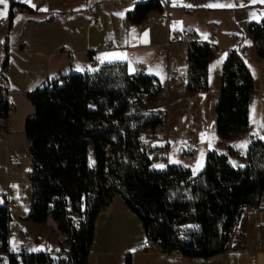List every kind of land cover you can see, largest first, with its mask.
<instances>
[{
  "label": "trees",
  "instance_id": "obj_1",
  "mask_svg": "<svg viewBox=\"0 0 264 264\" xmlns=\"http://www.w3.org/2000/svg\"><path fill=\"white\" fill-rule=\"evenodd\" d=\"M166 4L165 0L138 1L125 18L139 24L150 10L161 11ZM22 12L32 10L11 0L9 15ZM57 15L52 12L45 20ZM249 31L261 42L256 53L264 58V17L250 22ZM8 48L6 37L0 42V51L4 50L0 76L5 79ZM212 51L209 42L189 40L186 91L208 89ZM153 79L144 72L128 71L125 62H106L93 70L47 80L23 93L34 106V113L24 122L33 155L27 173L31 197L24 219L44 223L52 218L64 237L56 254L21 253L10 256V264H88L94 220L113 194L121 197L142 222L146 236L161 248L178 246L180 254L192 258H209L224 250L241 208L257 204L264 194V138L249 141L243 166L229 161V150H209L196 174L181 164L152 168L148 154L141 150V132L147 128L152 132L164 122L148 109L155 99L148 90ZM220 79L215 128L227 139L234 131L245 130L248 122L253 78L241 52L230 51ZM142 91L148 93L146 102L139 97ZM11 108L0 84V129L5 128ZM105 144H109L108 151ZM82 197L85 206L79 210L75 205ZM10 220L7 203L0 204V251L8 241Z\"/></svg>",
  "mask_w": 264,
  "mask_h": 264
},
{
  "label": "crops",
  "instance_id": "obj_2",
  "mask_svg": "<svg viewBox=\"0 0 264 264\" xmlns=\"http://www.w3.org/2000/svg\"><path fill=\"white\" fill-rule=\"evenodd\" d=\"M10 1L0 3V12L5 13L0 18L7 17V21L0 25V42L7 37L9 43L6 76L8 99L12 103L5 128L0 129V175L5 172L10 175L13 169L10 168L17 167L22 161L23 172L27 177L32 166L30 160L21 157L28 143L24 122L34 113V106L23 93L47 80L70 72L93 70L106 62H125L130 72H137L142 67L144 73L154 76L161 84L167 81L170 72H176L181 83L176 84L170 92L173 98H155L149 103L148 109L162 111L161 107H153V104L160 101L161 105H166L163 110L166 109L167 114L170 100L175 104L179 100L197 98L191 105L190 112L198 117L199 101L208 96L210 103H214L215 119L223 64L230 50L241 52L253 78V89L248 95L247 126L245 130L234 131L227 139L218 136L214 140L221 150L230 151L233 159L229 156L228 159L232 164L235 162L236 165L243 166L246 163L247 146L243 147L242 152L237 146L244 139L248 145L251 139L264 138V58L258 57L257 42L249 31L250 22L264 17V2L261 0H165L167 4L163 10L167 12V27L161 26L157 21H143L139 24L127 22L125 12L142 0H39L34 5H28L26 0H14L32 10L31 13L22 12L15 16L8 13ZM152 11L160 12H149ZM52 12L58 15L45 20ZM195 22L198 23L195 28L196 39L213 44V51L208 59V89L203 92H188L184 87L190 39L170 44L162 54L157 53L158 47L174 30L192 27ZM212 23L214 27L211 26ZM237 36L240 40L235 39ZM23 46L28 47L31 54L28 55ZM3 54L4 50H1L0 55ZM90 58L93 60L92 65L88 62ZM70 59L73 60L72 66L69 65ZM1 78L2 76L0 84L3 83ZM256 115H259L257 120ZM191 133L194 131L185 135L186 141ZM175 139L173 137L172 140ZM173 141L168 137L164 142L165 148L162 149L168 152L167 148ZM209 150H214L211 143L208 144ZM91 159L90 151L89 160ZM167 159L168 164L184 166L181 161H172L168 154ZM8 200L17 203L11 197L9 189L6 193H1L0 204L7 203ZM29 204L30 201L24 213L16 216L14 213L11 216L8 229L10 237L18 230H25L31 235L44 231L46 235L45 228L36 229L32 221L23 219ZM106 204L108 210L100 211L94 220L87 255L88 264H127L124 256L128 258V264H264V194L257 204L241 208L238 226L229 236V244L224 245L223 251L209 258L167 255L160 248L146 247L144 241L150 238L146 236L140 219L126 207L121 197L113 194ZM252 207L263 211V226L260 228L254 226L257 215L251 212ZM44 223L38 225L42 227ZM54 223L61 235L59 239H62L64 234L58 231L56 222ZM257 232L262 240L260 249L254 248ZM33 238V252H43L47 242L38 241L37 236Z\"/></svg>",
  "mask_w": 264,
  "mask_h": 264
},
{
  "label": "rangeland",
  "instance_id": "obj_3",
  "mask_svg": "<svg viewBox=\"0 0 264 264\" xmlns=\"http://www.w3.org/2000/svg\"><path fill=\"white\" fill-rule=\"evenodd\" d=\"M2 55H0V60ZM173 95L170 93L169 99L173 98ZM197 98H188L185 100H179L175 104L170 100L167 110V121L162 124L157 125L152 132H141V140H146L150 145L151 150L148 152L150 158L151 167L154 169H163L165 165L159 162L158 151L164 147L165 140L173 137L176 139L170 143L168 149V158L172 161L180 163L189 168L193 174L198 173L204 166L206 161V153L208 151V144H212V148L218 152H227L221 150V147L218 146L214 138H218V134L215 129V119L213 116L214 113V103H210L208 96L206 98L200 99V113L199 116H194L190 112L191 105L196 101ZM162 102L153 104V107H161L162 111L166 108V105H161ZM150 106V105H149ZM192 114V115H191ZM259 119V115H256V119ZM191 130L194 131L195 142L193 145H189L186 141L185 135H187ZM244 139L242 143H245ZM237 149L242 152L243 147L237 146ZM230 159H233L228 153ZM199 161V167H198ZM237 163L234 162V165ZM13 168V169H12ZM194 171L195 169H197ZM12 169V170H11ZM24 167L22 166V161L17 167L10 168V175H7L6 172L0 175V195L1 193H6L7 189L10 190L11 197L15 199L18 203V209L15 212L14 216L19 213H24L27 208L26 205L30 201V192H31V183L27 179L26 175L23 172ZM26 207V208H25ZM12 217L15 220V217ZM25 215L23 216L24 219ZM17 223V222H15ZM34 223V222H33ZM36 229L45 228L46 235L44 231L39 233H33V236L38 237V241L47 242L50 244L52 241H59L61 235L58 234L55 223L52 218H48L47 222L41 227L38 223H34ZM12 223H10V228Z\"/></svg>",
  "mask_w": 264,
  "mask_h": 264
},
{
  "label": "built area",
  "instance_id": "obj_4",
  "mask_svg": "<svg viewBox=\"0 0 264 264\" xmlns=\"http://www.w3.org/2000/svg\"><path fill=\"white\" fill-rule=\"evenodd\" d=\"M26 1L28 5H34L39 2V0H26ZM61 1L66 2L68 0H61ZM6 21H7V17L0 18V25H3L4 22ZM144 21H148V22L157 21L161 26L167 27V12L164 10H161L160 12H156V11L149 12L145 15ZM197 26H198V23L195 22L193 23L192 27H185V28L174 30L169 35L167 40L158 47L157 53L162 54L167 49L168 45L178 43L182 39L196 38L197 35H196L195 28ZM211 26L214 27L215 25L212 23ZM235 39L240 40V37L237 36L235 37ZM256 42L257 44H261V42H258V41ZM23 50L28 55L31 54V51L29 50L28 47L23 46ZM88 62L90 65L93 64V60L91 58L89 59ZM69 65L70 66L73 65L72 59L69 60ZM137 72H143L142 67H139L137 69ZM1 80L3 82L1 84L2 90H6L8 93L7 79H5L2 76ZM179 83H181V80L178 79V74L176 72H170L168 75V79L164 84H161L157 80L153 79L148 86V90H149V93L154 94L155 98H167L170 92L172 91L173 87ZM139 97L141 101L146 102L148 98V93L146 91H142L140 92ZM143 112L149 113L148 110L143 111ZM151 112L155 114L156 116L160 117L164 122L167 121L166 112L164 111H151ZM106 115H108V112H106ZM147 130L149 129L147 128ZM194 142H195V137L191 133L187 137V143L189 145H193ZM30 144L31 142L28 140L27 148L21 153V157L32 161L33 155L31 151L29 150ZM104 148L105 150L108 151L110 148L109 144H105ZM141 150L148 154V152L151 150V147L146 141H143L141 144ZM167 154L168 152L165 149H161L158 151L159 162L165 165V167L168 165ZM7 206H8V212L10 216H12L18 209V203H16L15 201L8 200ZM84 206H85V201H84V198L82 197L76 203L75 207L79 210H82ZM107 210H108L107 205H103L101 208V211H107ZM251 212L257 215V221H255L254 226L256 228L262 227L263 226V211L259 209L258 207H252ZM237 226H238V222L234 224L235 229L237 228ZM175 232H177V229H175ZM180 238H182V236H180ZM34 244H35V239L29 232L25 230L16 231L11 237L10 236L8 237V241H7L5 249L0 251V264H10V261H9L10 256L19 255L21 253L33 252ZM228 244H229V238L224 242V245H228ZM144 245L150 249L160 248L162 252L167 255L180 254V249L178 246L163 249L161 248V246L158 244L157 241H154L151 239L144 241ZM261 247H262V240H261L260 234L257 232L254 238V248L260 249ZM59 250H60L59 242H51L50 244L46 246L44 245L43 247V252L48 251L50 254H56ZM124 258H126V256H124Z\"/></svg>",
  "mask_w": 264,
  "mask_h": 264
},
{
  "label": "snow or ice",
  "instance_id": "obj_5",
  "mask_svg": "<svg viewBox=\"0 0 264 264\" xmlns=\"http://www.w3.org/2000/svg\"><path fill=\"white\" fill-rule=\"evenodd\" d=\"M5 2H6V0H0V3H5ZM261 2H264V0H261ZM3 15H5V13L0 12V16H3ZM246 146H247V142L242 143V144L240 145V147H246ZM198 167H199V161H198ZM196 170H198V168L195 169L194 171H196Z\"/></svg>",
  "mask_w": 264,
  "mask_h": 264
}]
</instances>
